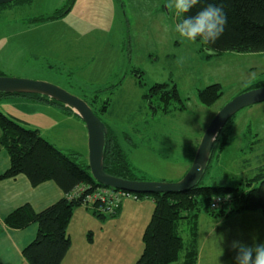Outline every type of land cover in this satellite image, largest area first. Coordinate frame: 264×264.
I'll return each instance as SVG.
<instances>
[{"label":"rangeland","instance_id":"1","mask_svg":"<svg viewBox=\"0 0 264 264\" xmlns=\"http://www.w3.org/2000/svg\"><path fill=\"white\" fill-rule=\"evenodd\" d=\"M24 2L0 6V76L52 83L86 101L98 94L96 109L108 100L106 112H98L100 119L119 141L136 175L145 180H181L203 130L218 111L238 94L264 86V51L209 56L203 41L180 25L182 0ZM8 7L12 12L2 13ZM67 8L69 12L60 17L62 29L39 26L38 35L47 34L48 40L25 52L31 42L24 36L27 27ZM62 35V40H55ZM60 43L64 56L56 49ZM55 53L59 56H50ZM137 75L142 76L143 85ZM215 83L222 86L223 96L212 106L201 105L198 91ZM155 84L175 85L186 109L156 110V100L153 105L146 97ZM25 101L29 100L11 95L1 99L5 112L41 126L42 135L59 149L78 150L80 162L88 164L86 134L68 124L47 130L44 126L57 122V110L33 108ZM226 140L217 146L203 185L242 186L264 174V102L239 111ZM154 208L151 197L134 198L133 194L121 199L114 214L102 210L104 217L91 205L77 207L68 225L71 246L61 264H134L143 253L142 238ZM182 225L186 243L192 229L190 224ZM198 246L197 264H263L262 213L214 218L202 208ZM184 260L185 250L172 264H184ZM23 264L29 263L24 260Z\"/></svg>","mask_w":264,"mask_h":264},{"label":"trees","instance_id":"2","mask_svg":"<svg viewBox=\"0 0 264 264\" xmlns=\"http://www.w3.org/2000/svg\"><path fill=\"white\" fill-rule=\"evenodd\" d=\"M17 1L22 2L16 0L15 4ZM182 2L184 9L180 25L191 37L203 41L209 56L226 51L240 53L264 51V0H182ZM24 3L29 2L27 0ZM66 11L69 12V8L64 11L58 10L53 16L42 17L37 21L60 19L67 13ZM137 77L139 83L143 85L142 76ZM15 95L30 97L57 106L66 112H73L69 107L42 95ZM6 96L9 95L0 94V98ZM222 96V86L218 83L211 84L197 93L198 102L203 106H212ZM146 97L153 105L155 99L157 104L154 108L164 113L186 109L175 85L169 88L168 84H155L149 89ZM98 99L99 95L96 94L92 100L85 101L100 118L98 112H106L109 102L108 100L101 102L99 109H96ZM233 120L234 116L228 120L218 135L212 149L211 160L217 146L226 143L227 131ZM0 130V144L10 157V167L0 175V179L25 175L33 186L53 181L65 194L62 199L40 212H36L29 204L22 205L5 218V224L17 230L37 224V236L22 251L24 259L29 264H61L71 246L68 225L74 210L79 206L89 205L85 202L86 196L98 188L105 187L92 177L89 165L80 162L81 154L58 149L44 139L38 129L12 118L1 110ZM104 164L105 171L110 175L145 180L137 176L131 168L119 141L110 129ZM202 183L203 180L195 188L184 192L136 194L138 198L151 197L155 208L143 234V253L134 264H172L179 260L183 250L184 264H197L198 217L204 207L214 218L260 211L264 219V174L254 176L242 186H207ZM79 187L85 188L83 193L79 197L71 198L70 195ZM218 195L231 197L217 209H211V201ZM91 207L95 213L104 217L99 202L91 204ZM184 222L190 224L192 229L186 243L181 235Z\"/></svg>","mask_w":264,"mask_h":264},{"label":"water","instance_id":"3","mask_svg":"<svg viewBox=\"0 0 264 264\" xmlns=\"http://www.w3.org/2000/svg\"><path fill=\"white\" fill-rule=\"evenodd\" d=\"M15 1L0 0V6ZM0 94H38L72 109L86 126L88 165L95 181L105 188L146 195L184 192L198 186L208 170L214 143L228 120L242 109L264 102V86L244 91L235 96L218 111L207 126L184 177L177 182H156L125 179L110 175L105 171L104 156L109 129L82 98L52 83L6 76H0Z\"/></svg>","mask_w":264,"mask_h":264},{"label":"crops","instance_id":"4","mask_svg":"<svg viewBox=\"0 0 264 264\" xmlns=\"http://www.w3.org/2000/svg\"><path fill=\"white\" fill-rule=\"evenodd\" d=\"M21 5L24 4L22 3ZM9 8L11 7L4 9L2 13L6 12L8 14L12 12L11 9ZM60 19H56L51 22H37L36 24L31 25V27H27L29 30L28 33L24 34V36H29L28 38L31 40V42L28 44V48L25 50V52L35 50L36 48H38L37 47L38 44L48 40V38H46L47 34H44V36L38 35L36 30L37 28L44 27L46 28V30H50L51 27L49 26H56L58 27L59 30H61L63 27V21H60ZM48 24L50 25L46 26ZM63 37L64 35L58 36L55 40H62ZM60 46L61 43L57 44L56 49L60 50L59 52H61V56H64L65 53L64 51L61 50ZM30 55H33V53H30ZM50 56H59V55L58 53H55V54H51ZM28 58L29 57H26V60H28ZM11 96H18L21 99L29 100L25 102H27L26 104H28L30 107L33 108H36V106L38 105L42 107L48 106L51 110H57L59 114L58 120L54 124H51L49 126H44L45 128H47V130H52L56 126L57 128H59L62 124H65V126L68 124L74 130L77 131L81 130L82 133L86 134V138L88 140L85 124L82 121V119H80V117L77 116L75 112L69 113L60 109L57 106L56 107L58 109L56 107H53L54 105H50V104L47 105V103H44L43 101L36 100L30 97L19 96V95H11ZM1 99L2 98H0V103H1ZM0 110L16 120L24 124H27L30 127H34L38 129V131L40 132L41 136L44 139H46L48 142H50L55 147H57L53 142H51L45 136L42 135L41 131L43 129L41 128V126L32 125L28 122H25L17 118L16 116H14L9 112H5L6 111L5 105L2 103L0 105ZM204 132L205 131L203 130V133L199 138L200 140H198V144L195 147L194 152H192L193 154L191 155L190 161H193L194 159L195 153L197 151L198 145L202 139ZM0 138H1V130H0ZM68 151L80 153L78 150H75L73 148H71ZM191 163L192 162H190V164ZM9 167H10V157L6 152V150L2 148L0 144V175L3 174ZM64 196L65 194L53 181H46L41 183L40 185L33 186L25 175H19L15 178L0 179V264H23L25 259L22 255V251L28 244H30L35 239L38 233L37 224H32L29 227L20 230L11 229L6 226L5 218L13 210L25 204L31 205L36 212H40L46 209L47 207L51 206L52 204L56 203Z\"/></svg>","mask_w":264,"mask_h":264},{"label":"built area","instance_id":"5","mask_svg":"<svg viewBox=\"0 0 264 264\" xmlns=\"http://www.w3.org/2000/svg\"><path fill=\"white\" fill-rule=\"evenodd\" d=\"M84 190H85L84 187H79L70 195V197L71 198L79 197ZM131 194H133L134 198H138V196L135 193L121 191V190H114L111 188H98L93 193L86 196L85 202L88 203L89 205L99 202L101 210H106L109 211V213H112L118 208L121 199L130 197ZM230 197H231L230 195L215 196L211 201L210 208L217 209L228 199H230Z\"/></svg>","mask_w":264,"mask_h":264}]
</instances>
